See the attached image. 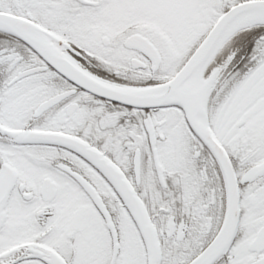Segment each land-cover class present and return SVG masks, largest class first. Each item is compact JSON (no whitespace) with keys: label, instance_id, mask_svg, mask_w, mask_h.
<instances>
[{"label":"snow or ice","instance_id":"snow-or-ice-1","mask_svg":"<svg viewBox=\"0 0 264 264\" xmlns=\"http://www.w3.org/2000/svg\"><path fill=\"white\" fill-rule=\"evenodd\" d=\"M0 264H264V0H0Z\"/></svg>","mask_w":264,"mask_h":264}]
</instances>
